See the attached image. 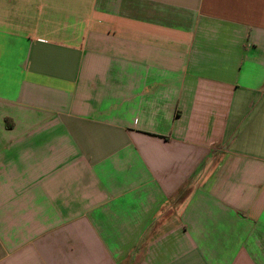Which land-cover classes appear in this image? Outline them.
<instances>
[{"label":"crops","instance_id":"0c3cea01","mask_svg":"<svg viewBox=\"0 0 264 264\" xmlns=\"http://www.w3.org/2000/svg\"><path fill=\"white\" fill-rule=\"evenodd\" d=\"M0 264H264V0H0Z\"/></svg>","mask_w":264,"mask_h":264}]
</instances>
